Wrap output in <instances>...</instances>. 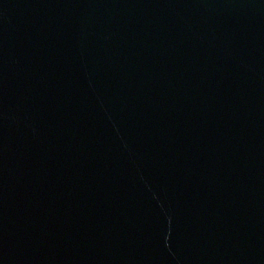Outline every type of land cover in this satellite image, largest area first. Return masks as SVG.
Returning a JSON list of instances; mask_svg holds the SVG:
<instances>
[{"label":"water","instance_id":"water-1","mask_svg":"<svg viewBox=\"0 0 264 264\" xmlns=\"http://www.w3.org/2000/svg\"><path fill=\"white\" fill-rule=\"evenodd\" d=\"M0 264H264V0H0Z\"/></svg>","mask_w":264,"mask_h":264}]
</instances>
